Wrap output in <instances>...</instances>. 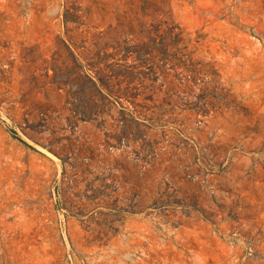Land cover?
Wrapping results in <instances>:
<instances>
[{"label": "rangeland", "instance_id": "1", "mask_svg": "<svg viewBox=\"0 0 264 264\" xmlns=\"http://www.w3.org/2000/svg\"><path fill=\"white\" fill-rule=\"evenodd\" d=\"M0 264H264V0H0Z\"/></svg>", "mask_w": 264, "mask_h": 264}]
</instances>
